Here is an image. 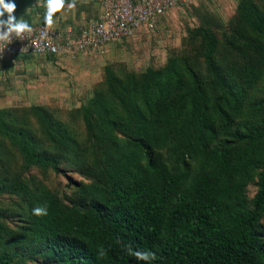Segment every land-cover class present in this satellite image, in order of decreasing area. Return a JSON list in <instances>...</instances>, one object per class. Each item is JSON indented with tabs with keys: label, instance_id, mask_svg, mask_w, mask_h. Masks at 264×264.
Masks as SVG:
<instances>
[{
	"label": "rangeland",
	"instance_id": "1",
	"mask_svg": "<svg viewBox=\"0 0 264 264\" xmlns=\"http://www.w3.org/2000/svg\"><path fill=\"white\" fill-rule=\"evenodd\" d=\"M246 6L264 20V0H193L160 16L152 30L77 55L80 78L63 92L0 110V123L59 168L27 164L0 128V264H44L30 232L33 209L82 210L124 156L144 157L139 144H153L150 136L162 141L153 146L156 160L193 175L207 152L243 146L264 125V35L243 17ZM193 77L212 127L195 148ZM261 145L255 158H263ZM259 172L246 182L248 203Z\"/></svg>",
	"mask_w": 264,
	"mask_h": 264
},
{
	"label": "trees",
	"instance_id": "2",
	"mask_svg": "<svg viewBox=\"0 0 264 264\" xmlns=\"http://www.w3.org/2000/svg\"><path fill=\"white\" fill-rule=\"evenodd\" d=\"M246 7L243 17L264 35V20ZM193 79L189 145L195 148L205 133L212 134V127L203 120L205 106ZM0 128L27 164L59 172L56 161L34 152L21 133L2 123ZM150 137L153 144H139L144 157L124 156L111 169L99 197L82 210L50 208L47 215L32 217L30 232L43 263L264 264V233L258 231L264 214V125L244 138L243 146L207 152L193 175L156 160L153 146L162 141ZM260 144L262 159L254 155ZM254 169L260 170L257 190L248 203L245 187ZM101 247L104 257L98 254ZM129 249L150 251L155 259L137 260Z\"/></svg>",
	"mask_w": 264,
	"mask_h": 264
},
{
	"label": "crops",
	"instance_id": "3",
	"mask_svg": "<svg viewBox=\"0 0 264 264\" xmlns=\"http://www.w3.org/2000/svg\"><path fill=\"white\" fill-rule=\"evenodd\" d=\"M12 2L16 4L13 15L18 20L27 21L28 24H45V0ZM102 2L103 0H76L75 7L69 9L67 4L71 3V0H65V7L54 14L50 28L75 31L81 24L96 21L102 13ZM6 15L2 19H6ZM157 21L158 19L156 23ZM106 45L103 48H106ZM80 54L70 55L72 58L68 55H23L0 61V110L18 104L42 101L49 93L63 92L64 87L73 85V78H80L82 59L77 56Z\"/></svg>",
	"mask_w": 264,
	"mask_h": 264
},
{
	"label": "built area",
	"instance_id": "4",
	"mask_svg": "<svg viewBox=\"0 0 264 264\" xmlns=\"http://www.w3.org/2000/svg\"><path fill=\"white\" fill-rule=\"evenodd\" d=\"M193 0H103L96 21L73 31H58L45 24H29L32 31L10 41H0V61L17 56H70L99 50L106 44L135 35L142 28L152 30L165 13ZM43 34V35H42Z\"/></svg>",
	"mask_w": 264,
	"mask_h": 264
},
{
	"label": "clouds",
	"instance_id": "5",
	"mask_svg": "<svg viewBox=\"0 0 264 264\" xmlns=\"http://www.w3.org/2000/svg\"><path fill=\"white\" fill-rule=\"evenodd\" d=\"M76 5V0H71V3L67 4L69 9L74 8ZM65 7V0H45V14L44 23L46 26L51 27L53 24L54 14L60 12ZM16 10V4L12 0H0V17H5L6 19H0V41L8 40L10 41L13 35L15 37H22L25 32H31L32 28L27 21L18 20L13 13ZM43 35V34H42ZM33 215L35 216H45L47 215L46 207H36L33 209ZM100 257L106 255L105 250L101 247L98 251ZM129 254L133 255L137 260L151 261L155 259V253L150 251H135L133 252L129 249Z\"/></svg>",
	"mask_w": 264,
	"mask_h": 264
}]
</instances>
